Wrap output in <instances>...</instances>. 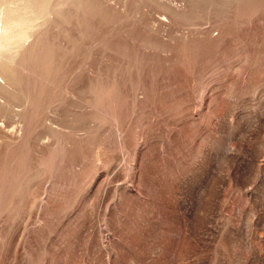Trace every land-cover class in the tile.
Returning a JSON list of instances; mask_svg holds the SVG:
<instances>
[{"label":"rangeland","instance_id":"obj_1","mask_svg":"<svg viewBox=\"0 0 264 264\" xmlns=\"http://www.w3.org/2000/svg\"><path fill=\"white\" fill-rule=\"evenodd\" d=\"M0 264H264V0H0Z\"/></svg>","mask_w":264,"mask_h":264}]
</instances>
